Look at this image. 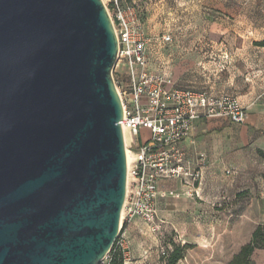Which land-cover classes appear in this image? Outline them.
<instances>
[{"label":"water","instance_id":"obj_1","mask_svg":"<svg viewBox=\"0 0 264 264\" xmlns=\"http://www.w3.org/2000/svg\"><path fill=\"white\" fill-rule=\"evenodd\" d=\"M102 0H0V264H100L126 190Z\"/></svg>","mask_w":264,"mask_h":264},{"label":"rangeland","instance_id":"obj_2","mask_svg":"<svg viewBox=\"0 0 264 264\" xmlns=\"http://www.w3.org/2000/svg\"><path fill=\"white\" fill-rule=\"evenodd\" d=\"M102 1L112 14V0ZM129 4L130 0L121 2L122 7ZM136 8L147 40L151 74L164 76L172 86L193 87L214 98H237L244 93L246 101L264 102V0H142ZM165 34L171 42L162 41ZM113 79L121 94L129 91L124 68L113 69ZM141 134L146 138L148 131ZM130 139L127 133V144ZM259 181L254 194L214 198L213 216L225 217L227 223L205 231L174 229L158 216L161 201L157 199L161 227L153 232L147 224L150 233L158 236V252L151 264H165L173 245L185 244L190 249L177 264H227L264 220V196L257 193L264 191V172ZM124 224L123 220L119 236ZM251 260L264 264V250L255 251Z\"/></svg>","mask_w":264,"mask_h":264},{"label":"built area","instance_id":"obj_3","mask_svg":"<svg viewBox=\"0 0 264 264\" xmlns=\"http://www.w3.org/2000/svg\"><path fill=\"white\" fill-rule=\"evenodd\" d=\"M122 1L112 0V14L107 10L117 39L114 70L124 68L129 83L128 92L118 91L123 108L121 130L131 137L124 144L129 163L120 227L123 220L125 223L138 217L157 232L161 227L157 222L158 183L178 180L193 187L201 179L200 171L185 160L180 144L190 139L197 121L217 119L243 124L245 110L235 97L214 98L191 88L173 87L164 76L151 74L136 3L122 7ZM162 41L171 42L170 35H163ZM142 130L148 131L146 138ZM198 162L204 163L205 157L200 155ZM101 263L106 264V258Z\"/></svg>","mask_w":264,"mask_h":264},{"label":"crops","instance_id":"obj_4","mask_svg":"<svg viewBox=\"0 0 264 264\" xmlns=\"http://www.w3.org/2000/svg\"><path fill=\"white\" fill-rule=\"evenodd\" d=\"M150 5L146 3L147 7ZM246 97L244 93L237 97L244 105L243 124L200 120L196 122L190 139L180 144L185 160L201 173V179L193 187L175 180L158 183V201H161L158 216L174 229L205 231L218 224L225 225V217L213 216L216 213L213 199L219 195L228 197L256 191L254 185L260 182V172H264V102L246 101ZM200 155L205 157L202 164L198 162ZM257 193L264 196V191L258 190ZM259 224H264V220ZM118 242L123 264H151L158 252V236L151 234L148 225L138 217L125 222Z\"/></svg>","mask_w":264,"mask_h":264},{"label":"trees","instance_id":"obj_5","mask_svg":"<svg viewBox=\"0 0 264 264\" xmlns=\"http://www.w3.org/2000/svg\"><path fill=\"white\" fill-rule=\"evenodd\" d=\"M188 249H190V246L187 244L173 245L165 264H177L184 259ZM258 250H264V224L257 225L251 234L249 242L243 245L227 264H254L251 257ZM106 260V264H123V253L116 245V241L108 253Z\"/></svg>","mask_w":264,"mask_h":264},{"label":"bare ground","instance_id":"obj_6","mask_svg":"<svg viewBox=\"0 0 264 264\" xmlns=\"http://www.w3.org/2000/svg\"><path fill=\"white\" fill-rule=\"evenodd\" d=\"M123 139H124V144L127 145V132L125 131L123 133ZM125 156H126V162L129 163V153H128L127 148H125ZM122 219H123V212L121 213V221Z\"/></svg>","mask_w":264,"mask_h":264}]
</instances>
